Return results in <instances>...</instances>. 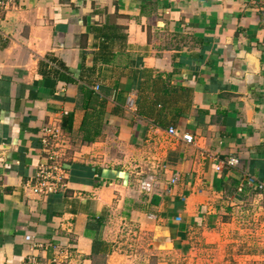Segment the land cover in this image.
I'll return each instance as SVG.
<instances>
[{"label": "crops", "instance_id": "0c3cea01", "mask_svg": "<svg viewBox=\"0 0 264 264\" xmlns=\"http://www.w3.org/2000/svg\"><path fill=\"white\" fill-rule=\"evenodd\" d=\"M50 126L68 186L44 195ZM247 176L264 184V0L0 13V264H134L132 228L154 255L188 252L192 231L239 229L244 203L264 219V190L238 193Z\"/></svg>", "mask_w": 264, "mask_h": 264}, {"label": "rangeland", "instance_id": "374dc122", "mask_svg": "<svg viewBox=\"0 0 264 264\" xmlns=\"http://www.w3.org/2000/svg\"><path fill=\"white\" fill-rule=\"evenodd\" d=\"M245 210L246 203L237 215L239 229L234 227L222 231V234L209 229L192 231L188 252L166 257L154 255L149 235L136 231V228L131 232L124 231L131 238V246H125V252L137 256L134 264H264V227L260 229L264 219L260 215L245 213ZM215 233L219 238L214 236Z\"/></svg>", "mask_w": 264, "mask_h": 264}, {"label": "built area", "instance_id": "2783aa9c", "mask_svg": "<svg viewBox=\"0 0 264 264\" xmlns=\"http://www.w3.org/2000/svg\"><path fill=\"white\" fill-rule=\"evenodd\" d=\"M19 0H0V13L7 12L18 6ZM130 108L133 107V100L130 98L127 101ZM169 133L175 135V130L170 129ZM40 138L44 144V152L47 162L41 164L35 175L34 189L44 195L51 193H57L66 189L68 186V173L66 168L61 163V158L64 155V148L66 146V137L63 134L59 126H50L42 129ZM184 142L192 144L194 138L191 134H185L182 136ZM227 164L234 166L238 164V160L230 159ZM217 170H221V167H217ZM249 187L255 190L263 191L264 184L256 181L253 177L247 176L245 181L241 183L238 188V193H243L245 187ZM30 241L31 237H27ZM31 264H37L35 259L31 260Z\"/></svg>", "mask_w": 264, "mask_h": 264}, {"label": "trees", "instance_id": "16d2710c", "mask_svg": "<svg viewBox=\"0 0 264 264\" xmlns=\"http://www.w3.org/2000/svg\"><path fill=\"white\" fill-rule=\"evenodd\" d=\"M243 193H244V192H243ZM243 193H239V194H241V195H242Z\"/></svg>", "mask_w": 264, "mask_h": 264}]
</instances>
